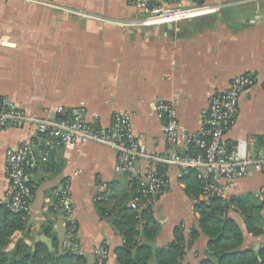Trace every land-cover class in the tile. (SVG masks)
Instances as JSON below:
<instances>
[{
  "label": "crops",
  "instance_id": "obj_1",
  "mask_svg": "<svg viewBox=\"0 0 264 264\" xmlns=\"http://www.w3.org/2000/svg\"><path fill=\"white\" fill-rule=\"evenodd\" d=\"M0 0V99H9L39 117H58L59 107L83 106L93 121L112 124L116 111L133 115L136 135L152 153L162 154L167 140L153 106L175 104L181 125L191 133L203 126L211 94L226 91L244 73L256 77L239 101L228 143L253 138L251 155L264 154V0H198L210 9L177 22L147 24V9L167 0ZM188 4L189 0H183ZM43 134V135H42ZM30 141L27 163L33 199L25 231H16L7 250L20 239L64 251L67 231L54 210L56 191L71 183L81 233L80 254L95 261L98 246L116 263L121 234L96 205L102 196L129 192L131 177L117 169V152L97 142L79 149L53 145L34 125H9L0 132V195L8 186L11 151ZM47 157L46 160L43 158ZM141 173L147 168L141 165ZM168 190L154 209L160 224L156 244L173 240L178 227L186 237L198 229L196 200L185 191L184 174L167 169ZM264 170L252 169L231 191L262 206L259 234L246 229L241 212L230 211L244 230V247L264 254ZM201 196V195H200ZM132 200V199H131ZM130 200V201H131ZM128 202V205L130 203ZM113 202H107V207ZM235 209V208H234ZM209 237L200 233L181 264H202L213 256Z\"/></svg>",
  "mask_w": 264,
  "mask_h": 264
},
{
  "label": "built area",
  "instance_id": "obj_2",
  "mask_svg": "<svg viewBox=\"0 0 264 264\" xmlns=\"http://www.w3.org/2000/svg\"><path fill=\"white\" fill-rule=\"evenodd\" d=\"M182 1L167 0V4L153 5L147 9L142 21L147 24L177 22L201 15L210 9L198 0H189L188 4ZM136 3L144 5L141 0H136ZM255 82L256 77L252 73H244L235 77L223 93L211 94L205 122L196 133L188 132L181 125L174 103H155L153 109L163 121L162 130L167 140L166 150L162 154L148 151L139 141L133 115L127 110L116 111L112 124L106 127L98 117L91 121L83 106L59 107L58 117L51 119L28 113L21 105L9 99H0V132L9 125H34L38 132L46 134L57 147L79 149L81 145L92 141L114 149L117 152L118 171L135 180L137 195L129 205L137 211L155 209L168 190L166 171L171 166L178 167L181 174L195 172L203 187L201 199L218 196L230 202L233 197L231 191L239 179L246 177L252 169L264 170V154L259 158L251 155L253 138H241L232 143L225 139L238 116L242 94ZM30 151V141L26 140L8 155V186L0 195V204L14 212L29 213L31 210L33 187L27 172ZM141 165L147 168L144 174L139 170ZM55 196L54 210L61 214L66 225L65 248L70 252H80L81 233L71 183L67 182L56 191ZM256 196L264 200V186ZM232 208L235 206L232 205ZM110 256L106 247L98 246L93 264H105Z\"/></svg>",
  "mask_w": 264,
  "mask_h": 264
},
{
  "label": "trees",
  "instance_id": "obj_3",
  "mask_svg": "<svg viewBox=\"0 0 264 264\" xmlns=\"http://www.w3.org/2000/svg\"><path fill=\"white\" fill-rule=\"evenodd\" d=\"M183 181L186 193L196 200L199 228L186 237L184 230L178 227L173 240L164 246L156 244L160 224L154 216V210L137 211L128 205L137 195L134 179L131 178L129 192L104 195L96 200L101 215L109 219L123 238L121 247L116 250L115 264H181L186 249L200 233L209 237V248L213 251V256L203 260L202 264H264V254L261 261L252 247L243 246L244 230L230 215V211L241 212L246 229L259 234L261 229L258 224L263 220L260 218L262 206L236 195L230 202L218 196L201 199L203 187L194 171L187 172ZM110 200L113 205L109 209L107 202ZM26 216V212H14L0 204V264H87L79 252L67 249L59 252L49 249L42 242L32 248L20 239L12 250H7L16 231H25L26 235Z\"/></svg>",
  "mask_w": 264,
  "mask_h": 264
},
{
  "label": "rangeland",
  "instance_id": "obj_4",
  "mask_svg": "<svg viewBox=\"0 0 264 264\" xmlns=\"http://www.w3.org/2000/svg\"><path fill=\"white\" fill-rule=\"evenodd\" d=\"M28 112V111H27ZM29 113V112H28ZM182 261H183V259H182ZM182 261H181V263H182Z\"/></svg>",
  "mask_w": 264,
  "mask_h": 264
}]
</instances>
